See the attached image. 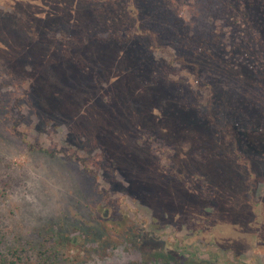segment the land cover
Returning a JSON list of instances; mask_svg holds the SVG:
<instances>
[{
    "label": "rangeland",
    "instance_id": "obj_1",
    "mask_svg": "<svg viewBox=\"0 0 264 264\" xmlns=\"http://www.w3.org/2000/svg\"><path fill=\"white\" fill-rule=\"evenodd\" d=\"M85 11L0 0V257L264 264V161L208 158L226 135L160 110L114 42L78 37Z\"/></svg>",
    "mask_w": 264,
    "mask_h": 264
},
{
    "label": "trees",
    "instance_id": "obj_2",
    "mask_svg": "<svg viewBox=\"0 0 264 264\" xmlns=\"http://www.w3.org/2000/svg\"><path fill=\"white\" fill-rule=\"evenodd\" d=\"M81 1L80 39L114 42L125 71L162 90L160 110L171 102L226 135L208 158L264 161V0ZM55 29L45 28L48 36ZM193 258L187 264L209 263ZM0 264L14 261L0 257Z\"/></svg>",
    "mask_w": 264,
    "mask_h": 264
}]
</instances>
